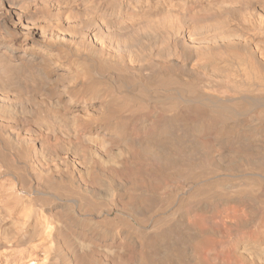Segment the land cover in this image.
Returning a JSON list of instances; mask_svg holds the SVG:
<instances>
[{
	"label": "clouds",
	"instance_id": "9594fccd",
	"mask_svg": "<svg viewBox=\"0 0 264 264\" xmlns=\"http://www.w3.org/2000/svg\"><path fill=\"white\" fill-rule=\"evenodd\" d=\"M0 264H264V0H0Z\"/></svg>",
	"mask_w": 264,
	"mask_h": 264
}]
</instances>
